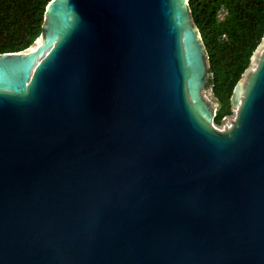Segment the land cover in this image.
<instances>
[{
  "label": "water",
  "instance_id": "water-1",
  "mask_svg": "<svg viewBox=\"0 0 264 264\" xmlns=\"http://www.w3.org/2000/svg\"><path fill=\"white\" fill-rule=\"evenodd\" d=\"M40 36L0 54V264H264V41L220 131L187 0H51Z\"/></svg>",
  "mask_w": 264,
  "mask_h": 264
},
{
  "label": "trees",
  "instance_id": "trees-1",
  "mask_svg": "<svg viewBox=\"0 0 264 264\" xmlns=\"http://www.w3.org/2000/svg\"><path fill=\"white\" fill-rule=\"evenodd\" d=\"M51 0H0V54L30 48L42 33ZM208 57L216 126L232 115L231 96L264 36V0H187ZM223 9L222 20L217 15Z\"/></svg>",
  "mask_w": 264,
  "mask_h": 264
},
{
  "label": "rangeland",
  "instance_id": "rangeland-1",
  "mask_svg": "<svg viewBox=\"0 0 264 264\" xmlns=\"http://www.w3.org/2000/svg\"><path fill=\"white\" fill-rule=\"evenodd\" d=\"M225 14V13H224ZM224 14H222L221 12L219 13V15H218V19L219 20H222L221 18L224 16ZM254 54V53H253ZM251 59H252V56H251ZM251 59H250V65H251ZM250 67V66H249ZM248 70V69H247ZM246 70V71H247ZM245 71V72H246ZM245 72H244V74H245ZM243 74V75H244ZM242 75V76H243ZM209 78H210V76L208 77V80H209ZM204 97H205V99H207L210 103H211V105L212 106H214V107H216L217 108V103H216V100L214 99V97L212 96V93H211V88H210V86H208V82L206 83V85H205V87H204ZM232 115H230V116H228L227 118H229V119H231V120H234L235 118H236V112L234 111V109H233V107H232ZM226 118V117H225ZM223 119L222 120V123H221V125H219V126H216V125H214V124H212L211 123V126L214 128V129H216V130H223V128H224V126H226L227 128H229L230 127V123H228L227 121H226V119Z\"/></svg>",
  "mask_w": 264,
  "mask_h": 264
},
{
  "label": "bare ground",
  "instance_id": "bare-ground-1",
  "mask_svg": "<svg viewBox=\"0 0 264 264\" xmlns=\"http://www.w3.org/2000/svg\"><path fill=\"white\" fill-rule=\"evenodd\" d=\"M263 41H264V37H263V40H262L261 44L257 47V49L255 50L254 54L252 55L251 63H252V60H253L254 56L256 55V53L258 52V50L260 49ZM40 44H41V36L34 42V44L30 48H28L27 50H25L22 54H30V53L34 52L40 46ZM249 68L255 69V65H252L251 64ZM246 72H245V74H246ZM203 92H204V90H203ZM203 96H204V93H203Z\"/></svg>",
  "mask_w": 264,
  "mask_h": 264
},
{
  "label": "built area",
  "instance_id": "built-area-1",
  "mask_svg": "<svg viewBox=\"0 0 264 264\" xmlns=\"http://www.w3.org/2000/svg\"><path fill=\"white\" fill-rule=\"evenodd\" d=\"M222 13V14H224L225 13V11L223 10V9H221L220 11H219V13ZM219 13H218V15H219ZM218 15H217V17H218ZM221 19H223V17L221 18Z\"/></svg>",
  "mask_w": 264,
  "mask_h": 264
}]
</instances>
